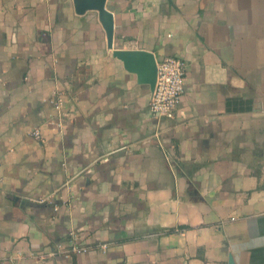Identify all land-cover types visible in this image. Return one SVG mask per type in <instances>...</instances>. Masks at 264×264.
Wrapping results in <instances>:
<instances>
[{"label":"crops","instance_id":"1","mask_svg":"<svg viewBox=\"0 0 264 264\" xmlns=\"http://www.w3.org/2000/svg\"><path fill=\"white\" fill-rule=\"evenodd\" d=\"M107 8L115 49L186 62L181 103L73 0H0V264H264V0Z\"/></svg>","mask_w":264,"mask_h":264},{"label":"built area","instance_id":"2","mask_svg":"<svg viewBox=\"0 0 264 264\" xmlns=\"http://www.w3.org/2000/svg\"><path fill=\"white\" fill-rule=\"evenodd\" d=\"M186 67V62L177 57H166L157 61V79L149 102V110L154 117L174 119L185 93ZM62 106L63 102L59 98L56 108L60 109ZM31 135L35 139H41L39 130H34ZM79 240L78 234H71V252L80 254L88 251L87 247L80 245ZM106 247L107 245L102 246L103 249Z\"/></svg>","mask_w":264,"mask_h":264},{"label":"water","instance_id":"3","mask_svg":"<svg viewBox=\"0 0 264 264\" xmlns=\"http://www.w3.org/2000/svg\"><path fill=\"white\" fill-rule=\"evenodd\" d=\"M108 0H73L76 14L84 15L88 12L97 14L107 40V48L112 56L123 63L124 69L136 75L139 84L147 85L151 94L157 79V59L154 53L146 50H124L114 48V14L107 8ZM233 260L230 259V264Z\"/></svg>","mask_w":264,"mask_h":264}]
</instances>
